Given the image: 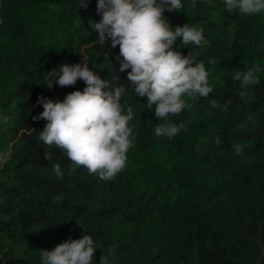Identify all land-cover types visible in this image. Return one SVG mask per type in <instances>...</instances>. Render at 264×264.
<instances>
[{
  "label": "trees",
  "instance_id": "1",
  "mask_svg": "<svg viewBox=\"0 0 264 264\" xmlns=\"http://www.w3.org/2000/svg\"><path fill=\"white\" fill-rule=\"evenodd\" d=\"M85 3L0 0V115L10 118L9 125L0 122V151L11 146V159L0 165V264H42L37 250H54L84 234L105 254L114 249L110 264H264V12L243 16L229 12L223 0H196L195 8L181 0L179 11L164 13L173 29H204L206 45L184 47L178 39L174 50L184 56L191 50L204 62L213 88L169 116L187 128L170 139L154 134L164 120L120 71L119 46L113 49L110 39L100 45L89 27L90 20L102 19L97 0L82 8ZM83 62L113 86L124 84L121 103L135 113L129 126L136 146L110 181L85 167L69 174L66 154L38 139L47 121L32 119L44 110L39 97L63 102L86 87L78 80L63 88L54 82L50 89L48 72ZM255 65L262 69L260 83L242 100L232 72ZM212 99L219 108L210 109ZM102 250L93 264H100Z\"/></svg>",
  "mask_w": 264,
  "mask_h": 264
},
{
  "label": "clouds",
  "instance_id": "2",
  "mask_svg": "<svg viewBox=\"0 0 264 264\" xmlns=\"http://www.w3.org/2000/svg\"><path fill=\"white\" fill-rule=\"evenodd\" d=\"M223 2L229 12L238 10L243 16L264 12V0ZM88 3L86 0L81 7L87 8ZM182 7L181 0H97L96 10L102 19L89 21V27L98 34L100 45L107 46L110 39L113 49L119 46L123 57L120 71L127 72L128 84L136 96H146V107L152 110L155 106V116L164 120L155 127L154 134L170 139L187 128L184 122L177 124L169 120V116H178L191 108L188 100L206 98L213 92L205 63L197 62L191 50L187 56L174 50L178 39L184 47L208 43L200 26L185 24L174 29L170 26L164 13L179 11ZM191 7H196V0H191ZM261 71V67L255 65L247 71L232 72L233 79L241 85L240 99L252 95L249 86L260 83L257 74ZM48 74L54 77L47 86L50 89L54 82L63 88L75 86L78 80L84 81L86 87L83 91L67 94L63 102L38 98L37 103L44 110L32 119L47 121L39 132V141L55 145L66 154L71 161L69 174L85 167L89 174L101 180L115 179L127 166V153L136 146L134 130L129 126L135 113L127 101L121 103L127 87L124 84L113 86L85 62L61 65ZM209 105L210 109L220 107L215 99L209 100ZM230 105L228 101L223 110L227 111ZM0 122L9 125V116L0 115ZM216 143H220L219 137ZM234 150L240 154L242 148L236 144ZM10 159L11 146L0 151V165L7 164ZM52 167L56 176L63 179L61 165L56 163ZM97 249L102 250V246L92 236L84 234L80 239L70 238L54 250L37 251L42 264H93ZM102 253L100 264H110L109 257L115 256L114 249L109 247L106 254L103 250Z\"/></svg>",
  "mask_w": 264,
  "mask_h": 264
}]
</instances>
